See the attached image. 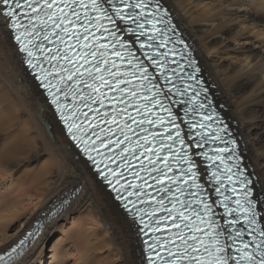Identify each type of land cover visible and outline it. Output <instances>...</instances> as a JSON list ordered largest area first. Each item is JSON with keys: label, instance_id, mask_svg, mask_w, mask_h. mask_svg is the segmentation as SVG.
<instances>
[{"label": "snow or ice", "instance_id": "1", "mask_svg": "<svg viewBox=\"0 0 264 264\" xmlns=\"http://www.w3.org/2000/svg\"><path fill=\"white\" fill-rule=\"evenodd\" d=\"M166 16L163 0H0V43L138 223L146 264H264V199L214 147L227 129Z\"/></svg>", "mask_w": 264, "mask_h": 264}, {"label": "bare ground", "instance_id": "2", "mask_svg": "<svg viewBox=\"0 0 264 264\" xmlns=\"http://www.w3.org/2000/svg\"><path fill=\"white\" fill-rule=\"evenodd\" d=\"M163 3L233 124L264 199V0ZM62 200L69 204L48 218L49 205ZM40 222L41 235L14 264H42L46 238L56 234L62 241L48 250V264H144L133 222L68 142L20 55L0 43V254Z\"/></svg>", "mask_w": 264, "mask_h": 264}, {"label": "rangeland", "instance_id": "3", "mask_svg": "<svg viewBox=\"0 0 264 264\" xmlns=\"http://www.w3.org/2000/svg\"><path fill=\"white\" fill-rule=\"evenodd\" d=\"M247 46L249 47V46H252V45H247ZM49 206L53 207L54 205H49ZM16 226H17L16 224L12 223L8 227V230H11V232H13V230L15 229ZM59 239L62 241V239L60 238L59 234H56V236L51 235V236H48V238H46V242L44 243V248H43L44 258H43V263L42 264H48L49 263V259H47L50 256L49 253H48V250H50L51 249L50 247H52L54 245L55 241H57Z\"/></svg>", "mask_w": 264, "mask_h": 264}]
</instances>
